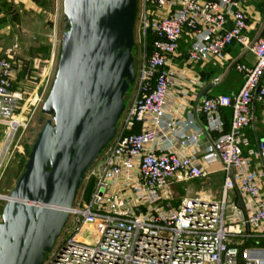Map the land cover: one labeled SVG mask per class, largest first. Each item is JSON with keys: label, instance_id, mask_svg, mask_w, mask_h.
<instances>
[{"label": "built area", "instance_id": "built-area-1", "mask_svg": "<svg viewBox=\"0 0 264 264\" xmlns=\"http://www.w3.org/2000/svg\"><path fill=\"white\" fill-rule=\"evenodd\" d=\"M245 1L140 0L136 21L142 54L134 98L114 137L86 172L64 233L42 264H264V248L247 247L245 242L252 233L264 237V206L243 214L227 197L235 185L252 204L262 197L249 156L256 154L263 160L264 141L258 142L257 150L248 149L247 155L242 148L248 145L244 129L251 124V103L256 99L264 104V84H260L264 32L251 44L244 33L248 26ZM148 34L150 49L146 47ZM183 38L190 65L222 60L233 42L251 44L255 56L254 64L236 66L244 77L236 93L202 100L203 129L194 127L192 117L175 119L176 110L169 105L177 74L169 61L179 56ZM48 59L42 82L35 87L38 103L50 88L54 52ZM12 75L11 57L0 56V123L16 130L27 123L14 115V105L22 97L13 92ZM222 107L231 110L226 132H221ZM136 125L141 127L138 132L133 131ZM203 131L218 132L202 160L221 164V196L217 200L186 196L178 206H168L164 202L171 198L172 182L203 178L208 173L191 154L175 150L177 145L196 149ZM4 155L5 148L0 149V177ZM92 183L89 200L82 201L85 187ZM74 224L76 230L65 239L67 226Z\"/></svg>", "mask_w": 264, "mask_h": 264}, {"label": "water", "instance_id": "water-1", "mask_svg": "<svg viewBox=\"0 0 264 264\" xmlns=\"http://www.w3.org/2000/svg\"><path fill=\"white\" fill-rule=\"evenodd\" d=\"M62 3L68 27L41 107L51 118L12 189L0 195V264H42L52 251L86 172L116 133L135 81L137 0ZM238 205L243 208L241 198Z\"/></svg>", "mask_w": 264, "mask_h": 264}, {"label": "crops", "instance_id": "crops-1", "mask_svg": "<svg viewBox=\"0 0 264 264\" xmlns=\"http://www.w3.org/2000/svg\"><path fill=\"white\" fill-rule=\"evenodd\" d=\"M32 0H0V55L10 56L13 64V92L18 93L22 99L17 100L14 105V115L22 122L30 120L32 114L36 109V90L38 85L31 81L28 68L22 61L14 59L13 51L19 50V44L16 41L17 36H20V31L12 27V23L21 15L23 10L34 8ZM243 8L247 16L248 26L244 33L251 40V42L264 32V0H246L243 3ZM18 34V35H17ZM27 36V35H26ZM14 37V40L9 44V39ZM184 39V40H183ZM179 45V56L169 61L173 70L177 73L173 78V83L170 87L169 105L175 108L174 118L183 121L188 117L194 120L195 128H204V117L200 106L204 98L215 96L218 94H232L236 93L243 84V74L237 70L238 64L252 65L255 62V56L249 46H244L236 42L231 43L225 49V56L222 60H214L208 62H200L197 64L186 63V47L187 41L183 38ZM50 57V56H49ZM47 57V59L49 58ZM46 59V60H47ZM36 73V72H35ZM43 73H40V75ZM183 75V78L179 75ZM43 75L39 79L42 82ZM215 78H218L215 80ZM38 82V83H39ZM35 83V84H34ZM260 84H264V73L260 78ZM211 85L205 94L198 100L199 93L207 86ZM251 124L244 129L245 135L248 139V145L242 148L243 154L247 155L248 149H258V142L264 141V104L254 99L251 103ZM223 120V128L221 132H226L230 126L231 110L228 107H222L219 110ZM141 129L140 125L134 127V131L138 132ZM24 128L18 127L12 130L6 123H0V149L5 148V155L3 158L2 172L10 159L15 155L21 146H18L21 140V133ZM218 135V132L203 131L200 135L199 146L189 149H181L176 146L175 150H180L182 153H189L193 158L207 168V175L199 179H190L183 181H174L169 185L171 198L165 200V204L171 207H176L180 201L186 196L200 195L209 200H217L221 196L224 173L219 162L205 164L202 155L207 145ZM250 171L254 173L261 184L262 197L258 203H251L247 200L244 194L239 190L238 185L228 190L227 197L234 201L241 209L243 214L251 212L257 206H264V159L262 160L258 155L249 156ZM234 176L237 174L233 171ZM181 183H187L185 192L178 194L177 186ZM191 191V192H190ZM241 198L243 208L238 205V200ZM255 231L254 228H252ZM245 233L249 229H244ZM252 237L248 238L246 242L247 247L264 248V237L258 233H252ZM257 241L258 246H250L249 242ZM242 242V241H241Z\"/></svg>", "mask_w": 264, "mask_h": 264}, {"label": "rangeland", "instance_id": "rangeland-1", "mask_svg": "<svg viewBox=\"0 0 264 264\" xmlns=\"http://www.w3.org/2000/svg\"><path fill=\"white\" fill-rule=\"evenodd\" d=\"M43 5H34V8H28V10H23V15L19 16L13 23L12 27L17 31H20V36H17L16 41L19 44V50H13L14 59H20L25 65V69L28 68L31 81L38 84L41 78L40 73L46 71L48 66L47 57H44V51L41 46L45 44L49 48L50 54L54 52V60L51 67V80L50 85L53 80L55 70L57 67V60L60 50V39L64 29L68 27V24L63 16V3L62 0H41ZM140 0H137V10ZM35 4V3H34ZM139 28L138 23L135 21L134 25V46H133V56L135 62V81L130 84L127 92L125 93L124 102L125 109L129 108L132 99L134 98V93L136 89V79L138 77V67L141 60V44L139 42ZM1 34L3 32H0ZM18 35V34H17ZM27 35V36H26ZM1 38V37H0ZM14 40V37L9 39V44ZM184 40V39H183ZM3 42H0L2 45ZM188 45L186 47V50ZM3 56V55H0ZM40 61H39V60ZM47 59V60H46ZM36 72V73H35ZM34 83V84H35ZM48 93V92H47ZM47 96V95H46ZM45 97L41 102H36L35 112L32 114L30 120L26 127H24L21 133V140L18 146L21 148L15 152V155L10 159L6 167L4 168L0 177V195H7L12 189L14 183L16 182L18 176L22 172L23 168L17 167L20 165V161L27 159L28 150H30L38 131L41 129L45 120L51 118V116L41 112V107ZM122 117V116H121ZM121 119L117 122V128H119ZM102 154V151L100 152ZM199 179V178H197ZM187 183H181L177 186L176 191L178 194L185 192V186ZM94 189L93 183L89 184L84 189L82 194V201H88L91 193ZM80 194V190L77 192V197ZM4 204V200L0 197V213ZM77 224L68 225V231L63 235L67 239L76 230ZM64 230V229H63ZM61 231L64 233V231ZM83 235H87V231H82ZM58 241V240H57ZM56 241V242H57ZM56 244V243H55ZM250 246H258L257 241L251 240L249 242ZM50 252H46L44 257H47Z\"/></svg>", "mask_w": 264, "mask_h": 264}, {"label": "trees", "instance_id": "trees-1", "mask_svg": "<svg viewBox=\"0 0 264 264\" xmlns=\"http://www.w3.org/2000/svg\"><path fill=\"white\" fill-rule=\"evenodd\" d=\"M32 1L35 3V5H43V2L41 0H32ZM150 45H151V36H150V34H148L147 38H146V47L148 49H150ZM41 49L44 51V57H49L50 56V52L51 51H49V48H48L47 45L45 46V44H43L41 46ZM28 153H29V150H28ZM25 161H26V159L20 161V165L18 164L17 167H21V169H22Z\"/></svg>", "mask_w": 264, "mask_h": 264}, {"label": "bare ground", "instance_id": "bare-ground-1", "mask_svg": "<svg viewBox=\"0 0 264 264\" xmlns=\"http://www.w3.org/2000/svg\"><path fill=\"white\" fill-rule=\"evenodd\" d=\"M191 192V191H190Z\"/></svg>", "mask_w": 264, "mask_h": 264}]
</instances>
